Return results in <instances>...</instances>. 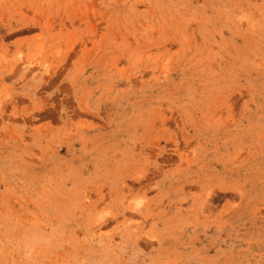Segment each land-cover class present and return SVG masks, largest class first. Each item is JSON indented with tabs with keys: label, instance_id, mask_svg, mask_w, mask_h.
I'll return each instance as SVG.
<instances>
[{
	"label": "rangeland",
	"instance_id": "obj_1",
	"mask_svg": "<svg viewBox=\"0 0 264 264\" xmlns=\"http://www.w3.org/2000/svg\"><path fill=\"white\" fill-rule=\"evenodd\" d=\"M0 264H264V0H0Z\"/></svg>",
	"mask_w": 264,
	"mask_h": 264
},
{
	"label": "bare ground",
	"instance_id": "obj_2",
	"mask_svg": "<svg viewBox=\"0 0 264 264\" xmlns=\"http://www.w3.org/2000/svg\"><path fill=\"white\" fill-rule=\"evenodd\" d=\"M148 5V4H147ZM150 9V8H149ZM175 17V16H174ZM158 26V25H157ZM194 32V31H193ZM186 47V46H185ZM186 134V133H183V135Z\"/></svg>",
	"mask_w": 264,
	"mask_h": 264
}]
</instances>
